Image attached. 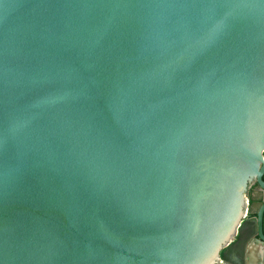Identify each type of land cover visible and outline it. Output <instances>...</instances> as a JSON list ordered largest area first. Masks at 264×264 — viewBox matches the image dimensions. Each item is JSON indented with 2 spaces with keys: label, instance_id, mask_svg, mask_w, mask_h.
<instances>
[{
  "label": "water",
  "instance_id": "95a60500",
  "mask_svg": "<svg viewBox=\"0 0 264 264\" xmlns=\"http://www.w3.org/2000/svg\"><path fill=\"white\" fill-rule=\"evenodd\" d=\"M263 153L264 0H0V264L263 248Z\"/></svg>",
  "mask_w": 264,
  "mask_h": 264
},
{
  "label": "flooded vegetation",
  "instance_id": "af4514ba",
  "mask_svg": "<svg viewBox=\"0 0 264 264\" xmlns=\"http://www.w3.org/2000/svg\"><path fill=\"white\" fill-rule=\"evenodd\" d=\"M253 186L250 188V190L253 188L251 195H250V193L248 194V198H249L248 217H254V216H252V212H255V215H256V211H257L258 207L261 205V204L258 205V203L256 201L260 200L263 202V200H264V192L262 190H260L258 188V186L257 187H253ZM250 190H249V192H250ZM250 199H253L255 201V203H252L250 201ZM255 232H256V229H255L254 224L251 222L246 223L241 230L239 238L233 244H231L227 250H224L222 252V256H224V259H226L227 262L231 263L233 260V256L235 254L239 255L242 253V251L245 252V248H246L245 240L249 237L252 238L254 236ZM237 264H243V260H241V261L239 260V262H237ZM262 264H264V261Z\"/></svg>",
  "mask_w": 264,
  "mask_h": 264
},
{
  "label": "crops",
  "instance_id": "0c3cea01",
  "mask_svg": "<svg viewBox=\"0 0 264 264\" xmlns=\"http://www.w3.org/2000/svg\"><path fill=\"white\" fill-rule=\"evenodd\" d=\"M245 242H246L245 252L242 251V253L239 255L235 254L233 256V260L231 263L227 262L226 259H224L223 264H237L239 260L240 261L243 260V264H257L258 262H261L262 264L264 261V247L259 249L256 248L249 249V247L253 245L251 237L247 238Z\"/></svg>",
  "mask_w": 264,
  "mask_h": 264
},
{
  "label": "trees",
  "instance_id": "16d2710c",
  "mask_svg": "<svg viewBox=\"0 0 264 264\" xmlns=\"http://www.w3.org/2000/svg\"><path fill=\"white\" fill-rule=\"evenodd\" d=\"M263 155H264V153H263ZM263 180H264V177H263ZM253 187H257V185L255 184ZM253 189V188H252ZM252 189L250 190V195H251V193H252ZM250 201L252 202V203H255V201L253 200V199H250ZM257 203H258V205H260L261 204V202L262 201H256ZM252 216H255V212H252Z\"/></svg>",
  "mask_w": 264,
  "mask_h": 264
}]
</instances>
